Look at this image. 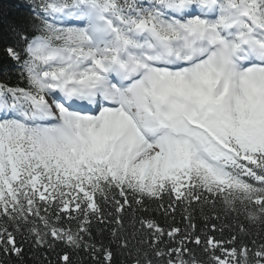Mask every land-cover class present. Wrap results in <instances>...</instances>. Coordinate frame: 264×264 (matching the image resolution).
<instances>
[{
  "label": "snow or ice",
  "instance_id": "obj_1",
  "mask_svg": "<svg viewBox=\"0 0 264 264\" xmlns=\"http://www.w3.org/2000/svg\"><path fill=\"white\" fill-rule=\"evenodd\" d=\"M0 264H264V0H0Z\"/></svg>",
  "mask_w": 264,
  "mask_h": 264
},
{
  "label": "trees",
  "instance_id": "obj_2",
  "mask_svg": "<svg viewBox=\"0 0 264 264\" xmlns=\"http://www.w3.org/2000/svg\"><path fill=\"white\" fill-rule=\"evenodd\" d=\"M177 219H179V217H177Z\"/></svg>",
  "mask_w": 264,
  "mask_h": 264
}]
</instances>
